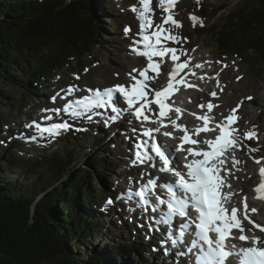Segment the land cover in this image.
Listing matches in <instances>:
<instances>
[{
	"label": "trees",
	"instance_id": "trees-1",
	"mask_svg": "<svg viewBox=\"0 0 264 264\" xmlns=\"http://www.w3.org/2000/svg\"><path fill=\"white\" fill-rule=\"evenodd\" d=\"M96 4L97 0H0V135L8 109L20 114L71 61L86 55L95 58L107 49L101 43ZM189 7L197 9L196 17L211 22L227 6L217 11L201 4ZM197 31L209 33L219 56L235 55L254 72L264 67V0H249L212 22L208 30ZM89 134L87 129L82 135ZM6 135L0 139L4 149L0 152V264H107L100 253L79 262L71 253L79 247L88 250L89 239L100 231L122 237L126 233L127 241L115 248L117 260L142 264L147 241L144 247L136 243L126 225L110 219L111 211L98 208L95 197L106 184L103 171L119 165L116 161L109 165L107 147L114 141L108 139L109 130L93 132L85 148L90 159L82 169L74 167L81 153L76 144L80 134L73 130L63 136L62 147L30 148L35 155L27 159L18 155L26 144ZM17 168L22 172L13 178ZM106 191L113 194L111 188Z\"/></svg>",
	"mask_w": 264,
	"mask_h": 264
},
{
	"label": "snow or ice",
	"instance_id": "snow-or-ice-1",
	"mask_svg": "<svg viewBox=\"0 0 264 264\" xmlns=\"http://www.w3.org/2000/svg\"><path fill=\"white\" fill-rule=\"evenodd\" d=\"M176 2L177 0H159V6L165 13L159 24L153 19L151 0H139V7H132V11L137 13L139 21V32L137 33L139 39L133 40L131 51L137 56L145 58L147 63L142 70H133L138 75L132 77L134 82L130 86L115 85L112 88H105L103 91L95 90L91 95L68 101L62 108L50 111L57 114L60 112L68 113L74 118L105 107H111L112 112H119L122 109L115 105L120 102L122 97L123 102L127 105V110L143 122L150 121L151 118L146 113L152 111L151 104H156L159 113L156 120L152 122L159 123L161 127H166L164 120L167 118L175 130L183 132V135L177 137L180 143L175 146L176 152L185 154L181 158L182 167L177 168L175 166L180 161L170 159L171 145L152 143L150 151L154 152L161 162L159 171L171 173L175 179L174 181H166L161 185L157 180L150 178L146 183H141L136 191H128L126 193L127 198L129 200L136 199L138 207L145 211L150 208L153 213L158 211L157 205H166V211H163L156 219V224L166 226L169 229V232L166 233V241H170L173 246L177 243L186 245L187 250L178 253V255L189 256L191 254L189 256L191 264H229L231 257L236 258V264H264V238L246 235L240 209L236 206L229 207L235 193L224 191L225 188H231L225 178L232 174L231 170L226 167L229 162L227 153L239 150L244 140L258 139L254 126L253 129L245 132L243 137L238 135V110L243 101L238 102L227 116L215 121V127H209L213 118L207 114L196 116L202 125L191 131L168 116V113L173 110L170 107V98L178 90L176 86H191L186 84L182 76L177 79L179 73L188 67L189 62L180 61V56L177 54L178 50L166 46L169 41L178 43L181 39L186 40V38L178 37L172 32L173 27H182L180 22L174 19L172 11ZM190 19L195 22L198 18L190 16ZM165 25H169V27H165ZM201 26H203L202 21ZM129 31L130 28L124 29L126 35ZM166 55L174 62V67L168 74L166 86L161 90H156L151 87L149 82L156 80L161 74V66ZM154 58H159V61L154 60ZM196 67H202V65L197 64ZM150 73H156V75L153 76ZM76 79L79 77L77 76ZM237 79L240 78L237 77ZM74 91L75 86L73 85L66 89L67 95H71ZM114 93L117 94L115 98ZM210 95L216 97L215 92L210 93ZM56 98V96L52 97L53 102ZM245 99L251 100L252 97ZM198 107L203 109L205 105L201 104ZM206 107L208 112H211L216 105L209 102ZM174 110L179 118L181 110L179 108ZM193 115L196 114L193 113ZM46 119L51 118L46 117ZM112 119L115 120L116 117H112ZM29 126L31 125H26V127ZM36 127L41 135L47 133L54 139L61 130H68L70 125L61 122L52 123L47 128ZM154 131L159 132L160 128L146 129L142 135L152 137ZM217 131L218 134L215 135L214 139L205 138L201 140L200 138L202 133ZM163 135L172 137L173 134L165 131ZM245 147H249V152L259 150L248 145ZM144 148L143 142L138 141L135 144L133 165L151 162L152 157L148 155L147 151H144ZM253 159L254 162L260 163V160ZM231 163L236 165L240 162L233 156ZM259 175L261 182L254 188L257 194L255 198L264 200V167L259 169ZM158 187L166 189V200L155 192ZM152 195L156 196L155 201L150 199ZM107 203L111 204L113 201L109 200ZM242 204L243 219L253 225V228H258L264 233V226L256 224L250 219V213L255 214L258 210L256 208L249 209L247 197L243 198ZM176 217L180 218L178 224L174 223ZM149 218L151 219V217ZM235 231L240 233L239 241L244 244L250 242V246L237 247L234 243L229 246L228 240L237 238L234 235ZM186 236L192 237L190 241L185 240Z\"/></svg>",
	"mask_w": 264,
	"mask_h": 264
},
{
	"label": "rangeland",
	"instance_id": "rangeland-1",
	"mask_svg": "<svg viewBox=\"0 0 264 264\" xmlns=\"http://www.w3.org/2000/svg\"><path fill=\"white\" fill-rule=\"evenodd\" d=\"M134 1L137 0H125V2L122 0H97L95 17L97 18L99 26L102 28L100 34L102 36L101 43L107 49L102 51L101 53H96L95 58L93 56L86 55L81 60L71 61L67 68L59 71L58 73H56V75L54 74L55 76H53L51 78L52 80L48 82L47 91H40L38 96L34 98L33 101H30L29 106L23 109L20 114L14 111L13 107L8 109L9 113L6 117V122L1 126L2 134L0 135V139L5 138L6 133V136L16 135L17 132L19 133V128L22 131L27 130L26 125L29 123V121H43L46 117L53 116L55 112L50 110L55 109L59 106V98H56V100L53 102L52 97L56 96L54 93L58 90H64L65 86L80 83L81 87L85 90L88 88L97 87L104 88L105 86L109 87L111 85H118L120 81H118L117 79L119 78L121 71L124 74L125 79L128 77L131 71H133L135 68L131 64V62L133 63L135 61L134 59H132V61L129 59L131 44L130 35H126L124 29L126 27L132 28L137 26L136 22L131 23L127 20L129 18V15L127 13L132 11L131 5L135 6ZM247 2H249V0H199V3H197V0H182L180 3H178L177 9L174 12V17L177 21L180 22L182 27H173L172 32L178 37L186 38V40L181 39L178 43H173L171 41L167 43L170 45V47L176 48L178 50V54L181 59L189 62V71L186 76L187 81H185L187 85L191 86H184L176 92V96L179 97L178 101H180L181 104L186 107L182 110V113L188 116L190 112L198 111V109H201L200 107H198V105L201 104L205 105L203 109L208 111L206 105L211 102L216 105L214 112L216 113L215 115L218 117H223L229 114V111L235 108L238 102L243 101L242 104H246V107H248V110H250V115H248V117L246 118L247 120H244L243 115V118L240 119V127L242 129H253L254 126V130L257 133L258 139H250L249 142L254 144L255 147L259 149L256 153L257 155H255L254 158H260V156L258 155L264 154V67L261 66L257 69L255 68L254 72L252 67H248L239 57L235 55L219 56L214 39L209 36V33L203 32L204 34H199V32L197 31L201 26V21L204 29L208 30L212 22H216L220 19L222 20L228 12L235 8L241 7ZM191 4H201L209 10L214 8L216 11L220 8L219 6L227 7L224 10L220 11L219 14L214 18L216 21L213 20L210 22L209 19L200 20L198 18L195 22H193L190 19V16H194V13H198V11L197 9H194V7H189ZM120 11H127V13L122 14ZM164 15L165 13H163L162 16ZM162 16L155 17V22L160 23ZM165 27H169V25H165ZM120 45L123 46L122 50L119 48ZM128 60H130V64L128 63ZM217 61H219V63H217ZM124 63H126V67L129 64V67L120 71L117 66H124ZM197 64L202 65V67H196ZM143 65L144 60H141L139 66L142 68ZM86 69L87 71H85ZM107 69H109L110 72H108ZM75 74H78V76L80 77V81L75 80ZM237 77H239L240 79H237ZM163 78H166V76H164ZM212 92L216 93V97L213 98L212 96L211 98L210 93ZM246 97H252V99L247 100L245 99ZM219 98L222 101H219ZM6 109L7 108L5 107L1 108L2 111H5ZM219 109H221L222 111L219 112ZM238 113H240L242 116L243 111L238 110ZM56 117L59 118V115H56ZM175 118L176 117H174L173 119L175 120ZM129 123L131 124L129 120L123 119L119 125H109L111 126L110 129L114 130V132H112L110 135L115 136L116 138L113 142L108 143L109 146L107 148L109 150V162L111 161L114 164L116 161L117 163H119V165H117L118 167H116L115 169H112L111 172L103 171V176L106 175L105 180L108 185L112 186L115 191L121 189L120 191L122 193H125V188L127 187L125 183L129 184L131 182V180L128 181V179L127 182L122 180V176L124 174H127V176L132 175V177H135V180L138 181L142 178V175L144 173L141 169L140 171H137V169H134L132 167V156L129 149L133 145V142L131 143L125 138L124 132H121L122 138L118 137L116 133L121 125H128ZM132 123L135 124V122L133 121ZM89 124L93 125V130H95L96 126H99L96 123ZM89 124H87L85 128H90L91 126H89ZM100 126L107 125L101 124ZM35 127L36 126L33 125L30 128L35 129ZM260 129H263V131H260ZM77 132H82L81 126H79ZM64 134H66V131L61 130L59 132V135H57L53 139L47 133L43 135L38 133V135L36 136H38L40 140L44 141L38 142L37 144L28 143L26 145V148L21 151V154L18 152V155L20 156L19 159H27V157H29L30 155H35L31 152V150H29V148L31 147L32 149L35 147H38L39 149H49L51 146L62 147ZM92 135L93 134H89L86 136L77 135L76 144L79 146L77 148L81 153V160H77V163L74 167L81 169L87 167V160L89 159L87 153L89 149L85 148H89V143L93 139ZM122 142L125 143L124 146L122 145ZM2 146L6 145L2 144ZM247 150L249 152V149H246V152ZM3 151V147L0 146V152ZM246 152L244 153V151H236V154H239L238 157L240 158L241 162L237 166H234L231 176L234 180H238L237 182L239 184L244 181V178L246 176H249L246 175L248 172H255L254 169L251 168V166H255L251 158V154H254L255 151H252L253 153L251 154H246ZM61 154H63L62 151ZM106 156L108 157V155ZM241 158H243V161L245 159V164ZM111 162L109 163V165L111 164ZM246 162H248L247 166ZM106 170H108V167L106 168ZM14 172L16 174L12 173V176L13 178H17V174H21L22 171L21 169L17 168L14 170ZM253 184L254 180L249 185H246L247 187L245 189L233 185V191L231 192L237 193L238 196L235 199V202H238L239 198L242 195L251 194ZM107 189L108 186L104 187V191H106ZM100 191L101 190H96V200L100 199L101 203L105 204V198L107 196L104 192ZM122 202H124L123 204L126 205L125 201ZM103 208L112 209L111 205L107 204L103 206ZM255 208H260L262 211L259 209L260 212L257 213L258 215L255 214L253 216L255 217L254 221L258 220L263 222L264 202L259 203ZM124 212H126L128 216L131 214V210H129L128 208ZM128 216L124 215V217L120 218V220L124 222L126 221ZM100 220L104 224H107V220ZM141 220L142 219L139 217V215L135 216L134 214L130 217V219L128 218V226L130 227V229L137 231V234H135L133 238L135 242L142 243V240H149L151 242V247L149 249H145V258L143 259L142 264H181L164 257L161 251H156L152 243L153 237H151L150 233L147 232L145 225H142ZM117 228L120 229L119 223H117ZM100 230L103 231L105 229L101 228ZM125 231L127 230L124 229L122 231V234H124ZM250 231H252V229ZM100 232L99 235H96V238L89 239L88 250L86 247L72 249L71 253L73 259L76 262H79L83 257H89L91 254L100 253L106 259L107 264H110V262H112L113 264H123L124 261L117 260V257L115 255V248H117L121 244V242L127 241V234L125 233V237H122L118 235V232L113 233L112 236L106 233L103 234L104 232ZM153 252L156 253L155 259V255ZM185 259L188 264H190V260L187 256H185ZM43 264L53 263L44 262Z\"/></svg>",
	"mask_w": 264,
	"mask_h": 264
},
{
	"label": "bare ground",
	"instance_id": "bare-ground-1",
	"mask_svg": "<svg viewBox=\"0 0 264 264\" xmlns=\"http://www.w3.org/2000/svg\"><path fill=\"white\" fill-rule=\"evenodd\" d=\"M122 1H124L125 2V0H122ZM134 5L135 6H137V7H139V3H137V1H134ZM122 8V7H121ZM121 12V11H120ZM122 14H126L127 13V11H125V12H121ZM128 15H129V18L127 19L129 22H131V23H137V17H136V15H137V13L136 12H133V11H131V12H129V13H127ZM135 25V24H134ZM139 29V26H137V28L135 29V30H138ZM205 32V31H204ZM204 34V33H203ZM124 43V42H123ZM119 48L122 50L123 49V46L122 45H120L119 46ZM125 57V56H124ZM121 58V57H120ZM132 58H137L134 54H131L130 52H129V59L132 61ZM130 60H128V63L130 64ZM141 60H143V58H141V57H138V59H137V61L136 60H134L135 62H131V64L135 67V69H137V70H140V66H139V64H140V62H141ZM122 62V61H121ZM164 62H167V60H165ZM129 64L127 65V67H129ZM126 67V63H124V66H122V65H119V66H117V68L118 69H120V71L121 70H123V69H126L127 68ZM107 71L108 72H110V70L109 69H107ZM215 71V70H214ZM229 71V70H228ZM107 72V73H108ZM131 72H133V71H131ZM222 72V71H221ZM213 73V72H212ZM220 73V72H219ZM136 74H137V72H134V73H132V75H130V78H132V77H135L136 76ZM156 75V73L155 74H153V76H155ZM163 75H164V73H163V71L161 72V74L159 75V77L157 78V79H160V78H162L163 77ZM110 79V78H109ZM118 81H120L121 82V84L123 83V82H127V79H125L124 78V74L122 73V71H121V74H120V76H119V78L117 79ZM106 87V86H105ZM116 93L114 94V98L116 97ZM220 96V95H219ZM171 103H170V107H177V108H182L183 106H182V104H181V102L180 101H178L179 100V97L178 96H176V92L174 93V95H172L171 96ZM215 101V100H214ZM216 101H218V100H216ZM219 101H222V100H220V98H219ZM256 101V100H255ZM119 103V102H118ZM118 103L115 105L117 108H118ZM219 107V106H218ZM241 110L243 111V115H244V119H246L247 117H248V115H250V110H248V107H246V104H242L241 105ZM104 110H106V111H110L111 110V107H105V108H103ZM244 109V110H243ZM198 110H200V109H198ZM220 111H222L221 109H219V112ZM193 112H198V111H193ZM41 113V112H40ZM216 114V113H215ZM219 115V114H218ZM210 117H212L213 118V124H215L214 122L215 121H219L221 118H219V117H217V116H214V115H209ZM41 117V116H40ZM184 119H183V123H179L180 125H184V126H186L188 129H190L191 128V118H189L188 116H184L183 117ZM134 120V119H133ZM247 120V119H246ZM250 122H252V121H250ZM194 128L195 127H197V126H200V125H202V123L201 122H199L198 120H196L195 122H194ZM130 126H131V128H133L134 127V123H131V124H129ZM81 126V125H80ZM97 127V126H96ZM260 127V126H259ZM156 128H159V125H157L156 126ZM260 131H263V129H260ZM259 133V132H258ZM205 135L204 134H201V137L200 138H202V137H204ZM145 149H147V147L145 146ZM148 150V149H147ZM146 150V151H147ZM150 150V149H149ZM174 151H175V147H174ZM174 151H172V150H170L169 151V153H170V158H171V160H174V161H178L179 159H178V157L176 156V154L174 153ZM243 151V150H242ZM248 151V150H247ZM130 152H132V151H130ZM183 155V154H182ZM239 155V154H238ZM156 156V155H155ZM180 158H182L181 156H180ZM244 158V157H243ZM243 158H241L242 159V161H243ZM237 159V158H236ZM182 160V159H181ZM244 162V161H243ZM182 163H183V161H182ZM182 163L181 164H175V166L177 167V168H180V166L182 165ZM250 164V163H249ZM246 166H247V163H246ZM241 175H242V173H241ZM246 175H249V176H244L245 178H244V181L242 182V183H238L237 181L238 180H234L233 179V177L231 176V175H228L227 177H226V179H227V183L228 184H230L231 186H239V187H241V188H246L247 186L246 185H249L251 182H252V180L256 177V174H255V172H253V171H251V173L250 172H248ZM241 178V177H240ZM242 178H243V176H242ZM158 179H159V181L161 182V183H164L165 182V179H164V175H162V174H160V176L158 177ZM228 190H232L233 191V188L231 187V188H226V191L227 192H229ZM165 193V196L167 197V195H166V192H164ZM248 193V192H247ZM159 195V194H158ZM235 196V198H237L238 196H237V194H235L234 195ZM243 198H244V196H241L239 199H240V202L239 203H236L234 206H236V207H238L239 209H240V212H241V219H242V222H243V224H244V219H243V215H242V213H243V204H242V201H243ZM155 199H156V196H153L152 198H151V200H153V201H155ZM233 199L234 198H232V201H233ZM160 206V208L162 209V210H160L159 209V207H158V205H157V208H158V211L157 212H155V213H153V212H151V209H150V211H149V213L151 212V214H150V217H151V219L154 221V226H157L156 228H153L154 230L155 229H157V228H159L160 230H155L161 237H162V232H166V228L163 226V225H159V224H156V219L162 214V212L163 211H165V210H163L164 208H165V206H163V205H159ZM261 210V209H260ZM262 211V210H261ZM260 212V211H259ZM258 215V214H257ZM150 218H149V220H151ZM174 223L176 224V223H179V221L178 222H175V220H174ZM167 232H169V230L167 231ZM166 232V233H167ZM166 233L165 234H163V236L165 237L166 236ZM152 237V236H151ZM190 238H192L191 236H186L185 237V240L186 241H190ZM142 242H143V240H142ZM158 242V239H156V240H154L152 243H154V244H156ZM151 242H149V240L147 241V245H151L150 244ZM180 244V245H179ZM147 245L145 246V248L147 249ZM164 245V247L165 248H167V245L169 246V248H171V249H175V250H178V251H180V252H182L181 251V247H183V251H186L187 249H186V245L185 244H182V243H177L175 246H173L172 244H171V242L170 241H167V244H163ZM243 246H244V244H243ZM191 254H189V256H190ZM189 256H187L188 257V259L190 260V258H189ZM174 261H176V262H178V260L175 258L174 259ZM178 263H180V262H178ZM190 263H191V260H190ZM229 264H232V262H229Z\"/></svg>",
	"mask_w": 264,
	"mask_h": 264
}]
</instances>
